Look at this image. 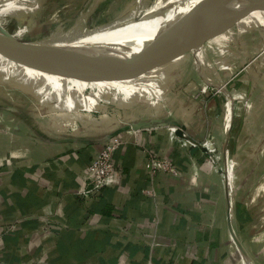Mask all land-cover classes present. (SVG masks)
<instances>
[{
    "label": "crops",
    "instance_id": "crops-1",
    "mask_svg": "<svg viewBox=\"0 0 264 264\" xmlns=\"http://www.w3.org/2000/svg\"><path fill=\"white\" fill-rule=\"evenodd\" d=\"M175 1L188 7L169 15L173 21L137 49L133 44L66 66L0 55V83L31 84L43 98L55 97L56 108L73 113L44 120L31 105L22 106L25 97L21 101L0 86V108L10 126L0 133V160L11 158L0 167V264H249L245 255L250 264L264 260V233H253L249 212L234 199L232 172L223 176V148L234 141L228 134L233 106L216 96L203 110L195 98L201 80L194 62L186 61L195 56L210 78L221 70L231 73L232 64L219 65L213 57L230 40L231 28L254 9L218 1L216 26L208 35L206 15L192 1ZM242 6L245 12L235 15ZM90 87L95 98L114 89L120 95L113 96L116 113H78L79 105L88 111L97 105L82 93ZM173 102L179 107L172 109ZM130 123L162 126L116 134L122 142L113 154L115 174L99 192L89 191L86 165L113 132ZM178 127L183 134L176 133ZM206 136L213 140L212 152L199 144ZM146 150L171 160L180 173L159 171L150 179ZM148 188L152 194L143 192Z\"/></svg>",
    "mask_w": 264,
    "mask_h": 264
},
{
    "label": "rangeland",
    "instance_id": "rangeland-1",
    "mask_svg": "<svg viewBox=\"0 0 264 264\" xmlns=\"http://www.w3.org/2000/svg\"><path fill=\"white\" fill-rule=\"evenodd\" d=\"M91 1L28 0L24 3L21 0H0V30L25 42H38L45 45L55 42L68 43L71 35L69 32L74 26L75 20ZM98 1L102 6H106L104 10L109 9L108 17L115 12L116 4L113 0ZM153 1L139 0L138 11L134 17L140 18ZM189 1L194 4L197 0ZM255 2L258 7L256 6L255 10L231 28L230 40L227 39L228 41L226 40L223 46L218 45L217 55L213 57L215 61L219 62V65L232 64L231 73L228 74L229 70H221L215 74V78H210L201 73L200 64L196 61L195 56L185 59L187 62L189 59L194 62L193 68L201 80L202 87L199 88L195 98L201 100L200 107L203 110L207 111L211 99L216 96L221 103L222 99L233 106L234 114L231 117L233 128L228 134L234 141H227L223 148L225 156L228 158L223 170L226 174L223 176L227 178V172H232L233 197L235 200L241 201L249 212L252 224L256 225L253 228V233L261 235L264 233V8L259 0H255ZM185 5L186 3L181 4L175 0H164L154 19L146 24L134 46L140 45L141 47L149 42L165 25L173 21L169 19V15L179 16L188 7ZM107 19H101L99 12L92 13L88 16V28L94 27L95 23L118 24V17H110L108 21ZM217 38L220 41L221 38ZM123 51L125 50H119V52ZM32 73L34 77L37 75L36 70ZM0 86L14 92L21 101L25 97V101L21 102L22 106L24 104L25 106L31 105L34 113L44 120L73 117V113L67 112V109L55 107V97L43 98V94L34 91L31 84L28 85L21 80L16 82L8 80L5 83H0ZM221 87L222 89H220ZM70 90L74 92L75 88ZM114 92V89H104L95 98L96 89L85 88L82 93L92 100L97 99V105H92L91 111L84 110L83 106L79 105L77 112L80 114L90 113L94 118H102L105 115L110 116L116 113L115 102L117 100L113 96L119 99L120 95L114 94ZM206 93L208 95L205 96ZM160 101L166 102L167 96ZM104 107L107 109L104 110ZM170 107L178 108L179 104L173 102ZM115 117L120 120V116L117 114ZM9 127L0 108V133L7 134ZM203 139L200 140V145ZM214 147L211 152L215 149ZM10 160L9 156L0 160V167L9 163ZM87 166L88 164L85 167V174L88 176ZM226 178L224 179L225 183L228 180ZM88 182L87 180L86 188L91 186ZM240 231L242 235H246L243 229L240 228ZM259 263L264 264V260Z\"/></svg>",
    "mask_w": 264,
    "mask_h": 264
},
{
    "label": "water",
    "instance_id": "water-1",
    "mask_svg": "<svg viewBox=\"0 0 264 264\" xmlns=\"http://www.w3.org/2000/svg\"><path fill=\"white\" fill-rule=\"evenodd\" d=\"M164 0H154L152 4L143 12V16L150 11L152 5L157 3L162 4ZM207 3L196 1L194 5L199 8L207 17L208 35H210L216 26L215 14L216 4L218 1L223 0H206ZM244 4L245 11L248 9H254L258 5L255 0H235ZM243 6L239 12L234 14L239 16L243 14ZM244 11V12H245ZM236 16V17H237ZM121 43V42H120ZM125 45V44H122ZM121 45H114L111 42L101 43H53L50 45L40 44L38 42H22L14 40L7 34L0 32V55L11 58L14 60L33 63L38 65H72L79 62L95 61L100 58L109 57L116 54L121 49ZM153 126H162V124H134L130 123L119 130L113 132L108 138L115 136L116 134L125 131L127 129L138 130L141 128H149ZM177 134H183V130L178 127Z\"/></svg>",
    "mask_w": 264,
    "mask_h": 264
},
{
    "label": "bare ground",
    "instance_id": "bare-ground-1",
    "mask_svg": "<svg viewBox=\"0 0 264 264\" xmlns=\"http://www.w3.org/2000/svg\"><path fill=\"white\" fill-rule=\"evenodd\" d=\"M113 1L116 4V15L114 17L119 18L118 24H112L109 28L104 29L106 24L95 23L94 27L88 28L87 22L88 16L90 14L99 12V14L101 15V19L103 18L105 20L106 17L108 19H110V17H113L115 13L114 12L112 15H110V17H108L107 14L109 13V9L104 10L106 6H102L98 0H92L83 8L79 17L75 20V24L69 32L71 35L69 37L70 40L68 43L75 44L111 42V44L121 45L123 46L121 47V49H125L136 42L138 37L144 31L143 29L145 28L146 24L154 19L155 15L157 14V10L161 5L160 3L152 5L150 11H148L145 16L136 19L134 16L138 11L139 0H132L134 2L130 6H128V0ZM261 1L259 0V3L264 8V0ZM55 43L58 44L60 42ZM244 257L249 261L250 264V260L246 257V255Z\"/></svg>",
    "mask_w": 264,
    "mask_h": 264
},
{
    "label": "built area",
    "instance_id": "built-area-1",
    "mask_svg": "<svg viewBox=\"0 0 264 264\" xmlns=\"http://www.w3.org/2000/svg\"><path fill=\"white\" fill-rule=\"evenodd\" d=\"M218 89L219 88L217 87V90ZM220 89H222V87ZM202 92H204V90H202ZM172 129L175 131V128L172 127ZM121 142L122 141L119 136H113L105 143V146H103L98 154L95 155L88 163V183L91 185L89 188H87L90 189L89 191L94 193L99 192L102 184L115 174L113 153L119 147ZM201 145L208 150H211L214 147L213 140L210 136L204 137ZM146 152L147 156L145 161V169L150 179H152L159 171L167 172L173 175L180 173V169L171 160L160 158L149 150H146ZM143 192L145 194H152V189H144Z\"/></svg>",
    "mask_w": 264,
    "mask_h": 264
}]
</instances>
